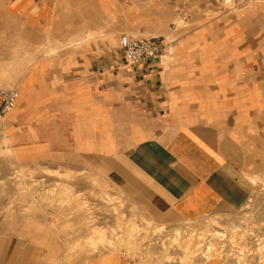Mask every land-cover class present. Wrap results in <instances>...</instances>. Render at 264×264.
Here are the masks:
<instances>
[{"label": "crops", "instance_id": "obj_1", "mask_svg": "<svg viewBox=\"0 0 264 264\" xmlns=\"http://www.w3.org/2000/svg\"><path fill=\"white\" fill-rule=\"evenodd\" d=\"M128 33L163 57L126 63ZM1 89L18 98L0 117V264H166L130 241L137 217L198 228L264 175V0H0ZM40 180L56 190L37 201Z\"/></svg>", "mask_w": 264, "mask_h": 264}, {"label": "rangeland", "instance_id": "obj_2", "mask_svg": "<svg viewBox=\"0 0 264 264\" xmlns=\"http://www.w3.org/2000/svg\"><path fill=\"white\" fill-rule=\"evenodd\" d=\"M191 24L185 18L175 21L169 28L170 34H188L194 29ZM127 35L137 39L143 38L138 33ZM121 37L122 35L116 43L112 42L113 48L118 51L120 57L123 56L120 51ZM169 52L173 53V49L171 48ZM169 60L171 58L166 57L164 63H168ZM31 179L39 178L31 177ZM40 181L25 187V192L32 194L37 201L44 199L46 194L54 195L56 190L55 187L47 188L46 182ZM252 190V197L241 209L217 215L198 228L183 225L177 230H171L169 227L157 229L153 228V222L137 217L136 230H130V241L137 244L158 243L163 250L151 253L154 258L161 259V263L166 264H201L215 259L223 260L228 264H264V175L260 180L253 181ZM108 201L110 211L118 212L119 209L122 211L124 204H118L111 198ZM60 205L62 206L63 203ZM136 213L138 216L140 213L138 209ZM120 231L123 242V232L128 230ZM108 237L107 231L103 232L105 245L112 243L110 239L107 240ZM133 252L141 254L139 250ZM58 263L62 264V260Z\"/></svg>", "mask_w": 264, "mask_h": 264}, {"label": "built area", "instance_id": "obj_3", "mask_svg": "<svg viewBox=\"0 0 264 264\" xmlns=\"http://www.w3.org/2000/svg\"><path fill=\"white\" fill-rule=\"evenodd\" d=\"M251 2L254 0H246ZM120 51L124 61L131 65L160 60L165 51L159 39H137L123 35L120 40ZM18 94L13 90H0V117L11 112L17 102Z\"/></svg>", "mask_w": 264, "mask_h": 264}]
</instances>
